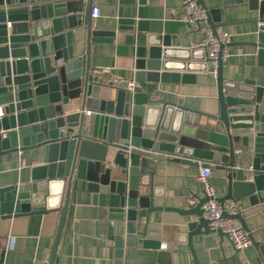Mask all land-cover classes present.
<instances>
[{"label":"water","instance_id":"water-1","mask_svg":"<svg viewBox=\"0 0 264 264\" xmlns=\"http://www.w3.org/2000/svg\"><path fill=\"white\" fill-rule=\"evenodd\" d=\"M197 1L212 31L230 24L222 21L219 8ZM222 2L248 4L249 10L259 12L256 21L264 31V0ZM93 7L94 0H0V156L44 151V163L32 167L29 182L0 189V219L60 211L48 263L55 264L73 181L85 180L99 219L106 221V238L114 243L115 264H129L124 247L135 246L157 250L156 264H172L171 253L160 241L145 238L147 226L137 231L142 209L145 223L155 211L197 216L198 225L186 242L199 264L193 238L202 236L210 248L214 236L223 246L227 235L204 218L208 201L204 192L185 194L183 208L154 205L162 195L154 186L148 160L173 161L224 171L227 191L217 200L223 205L248 199L250 208L234 218L257 243L246 218L262 213L264 220V43H249L257 49L259 70L254 80L227 81L220 60L218 108L204 112L198 100L179 102L158 89L159 84L187 83L194 76L168 72L174 65L169 36L137 44L134 34L147 32L142 9L130 19L121 18L117 30L101 31L93 28ZM80 27H86V49L76 55L74 37ZM118 31L132 33L125 36V46L117 47L118 55L132 59L131 90L96 80L91 67V45L113 43ZM99 148L114 150L110 167L97 156ZM60 161L65 162L64 176L48 178L49 165ZM224 217L230 216L224 212ZM260 232L264 240V228ZM4 262L5 251L0 248V264Z\"/></svg>","mask_w":264,"mask_h":264},{"label":"crops","instance_id":"crops-1","mask_svg":"<svg viewBox=\"0 0 264 264\" xmlns=\"http://www.w3.org/2000/svg\"><path fill=\"white\" fill-rule=\"evenodd\" d=\"M204 1L210 8H219L222 21L230 23L223 27L230 33L232 43L229 47L230 55L224 63L225 79L236 83L256 79L259 70L257 49L249 43H264V31H260L261 23L256 21L259 12L249 10L246 3L225 6L222 0ZM183 6L184 0H145L144 4H140V0H94V7L101 9V15L92 16V25L96 30H117L121 18L130 19L137 9H142V20L146 23L143 28L147 32L137 31L134 34L137 44L169 36L172 42L170 48H173L169 57L174 65L168 72L194 76L193 81L159 84L158 89L165 92L168 98H176L179 102H185L188 98L196 99L200 110L215 112L218 108L216 79L207 73L209 63L202 47L206 30L211 28L204 21L199 29L192 30L186 21ZM85 34L86 27L75 31L76 55L82 54L86 49ZM117 34L113 43L91 45V67L96 80L110 86L127 88L126 82L132 81L133 77L132 59L118 55L117 47L125 46V36L132 33L118 31ZM105 69L109 71L105 72ZM73 110L76 111L77 108ZM98 151L97 156L104 158L110 167L114 150L99 148ZM43 163V148L0 156V189L29 182L32 167ZM148 164L149 171H154V186L158 189V194L162 195L155 198V206L183 208L185 194L204 192V186L198 179L201 167L151 159ZM64 171V161L50 164L48 178L61 179ZM209 181L218 198L226 194L227 179L224 171L212 170ZM92 198L88 182L74 179L55 264H115L114 243L106 238L103 230L106 221L99 219V209L93 204ZM238 203L241 210L250 208L248 199ZM145 215L146 210H140L138 232H143L147 226L145 238L160 241L164 246L163 250L171 253L172 264H195L186 236L196 229L197 216H184L172 210L155 211L150 214L149 222L145 223ZM60 216V211H52L43 215L0 219V248L5 251L4 264H48ZM246 222L249 233L257 243L251 242L239 253H236L228 239L220 246L219 239L214 236L215 245L206 248L203 237L195 236L192 243L199 264H264V240L260 232L264 228L262 213L247 217ZM137 238L143 237L138 235ZM124 251L125 260L129 264H156L158 251L155 249L135 246L124 247Z\"/></svg>","mask_w":264,"mask_h":264},{"label":"built area","instance_id":"built-area-1","mask_svg":"<svg viewBox=\"0 0 264 264\" xmlns=\"http://www.w3.org/2000/svg\"><path fill=\"white\" fill-rule=\"evenodd\" d=\"M183 7L186 13V21L191 26V29H199L201 24L206 21V11L198 4L197 0H184ZM100 15L101 9L93 7L92 16L99 17ZM7 26L10 28L11 23L8 22ZM230 43L231 35L225 28L219 27L215 32L211 29L206 30L202 47L206 52L209 63L207 73L215 79L218 75L220 60L225 63L230 55ZM104 71L108 72L109 69H105ZM126 83L129 90L135 85L134 81L128 80ZM211 175L212 170L210 168H201L198 176L199 181L204 186V193L208 197V201L203 206V216L209 221L211 228H220L227 235L230 244L239 253L251 244L249 234L243 229L240 221L234 218L241 211L240 205L235 200H228L223 205L218 202L215 188L209 181ZM224 212L230 217H224Z\"/></svg>","mask_w":264,"mask_h":264}]
</instances>
